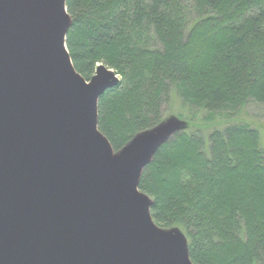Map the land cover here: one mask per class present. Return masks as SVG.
<instances>
[{
	"label": "trees",
	"instance_id": "trees-1",
	"mask_svg": "<svg viewBox=\"0 0 264 264\" xmlns=\"http://www.w3.org/2000/svg\"><path fill=\"white\" fill-rule=\"evenodd\" d=\"M65 4L74 70L86 81L98 65L120 76L97 107L115 153L164 125L176 99V133L138 182L154 224L181 235L192 264H264V131L262 142L231 119L264 105V0Z\"/></svg>",
	"mask_w": 264,
	"mask_h": 264
},
{
	"label": "water",
	"instance_id": "water-1",
	"mask_svg": "<svg viewBox=\"0 0 264 264\" xmlns=\"http://www.w3.org/2000/svg\"><path fill=\"white\" fill-rule=\"evenodd\" d=\"M70 23L65 0H0V264H192L138 190L176 125L115 153L97 107L117 77L74 70Z\"/></svg>",
	"mask_w": 264,
	"mask_h": 264
},
{
	"label": "rangeland",
	"instance_id": "rangeland-1",
	"mask_svg": "<svg viewBox=\"0 0 264 264\" xmlns=\"http://www.w3.org/2000/svg\"><path fill=\"white\" fill-rule=\"evenodd\" d=\"M114 74H115V72H114ZM115 76L117 77L118 82H120V76L118 74H115ZM118 82H117V84H118ZM175 100H176L175 97H173L172 100L170 101V103L164 108V121H165L164 125H166V126L168 124H171V123H173V124L177 123L178 124V122H177L178 121V119H177L178 118L177 117L178 104ZM231 119L234 121H240V122L248 123L251 127H253L254 129H256L259 132V134L261 136V141L263 142V131H264V105L263 104H256V103L250 101L243 107V109L237 115H235L234 118L232 117ZM222 124H224V123H221L220 125H222ZM148 132H150V131H148ZM145 133H147V132H145ZM175 133H176L175 130L171 131L167 140L169 138L173 137L175 135ZM137 136H134L125 146H127ZM186 249H187V247H186Z\"/></svg>",
	"mask_w": 264,
	"mask_h": 264
}]
</instances>
